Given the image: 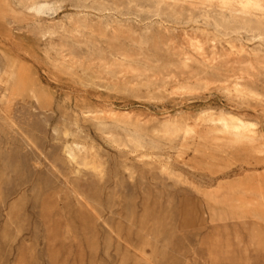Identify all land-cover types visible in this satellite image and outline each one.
<instances>
[{
    "label": "rangeland",
    "instance_id": "374dc122",
    "mask_svg": "<svg viewBox=\"0 0 264 264\" xmlns=\"http://www.w3.org/2000/svg\"><path fill=\"white\" fill-rule=\"evenodd\" d=\"M0 264H264V0H0Z\"/></svg>",
    "mask_w": 264,
    "mask_h": 264
},
{
    "label": "bare ground",
    "instance_id": "6f19581e",
    "mask_svg": "<svg viewBox=\"0 0 264 264\" xmlns=\"http://www.w3.org/2000/svg\"><path fill=\"white\" fill-rule=\"evenodd\" d=\"M40 7H41V6H40ZM42 7H43V6H42ZM34 10H36V8H35ZM38 11H41V9L38 8ZM36 12H37V11H36ZM42 12H43V11H42ZM45 12H46V11H45ZM37 14H38V13H37ZM43 14H44V13H43ZM240 136H241V135H240Z\"/></svg>",
    "mask_w": 264,
    "mask_h": 264
}]
</instances>
